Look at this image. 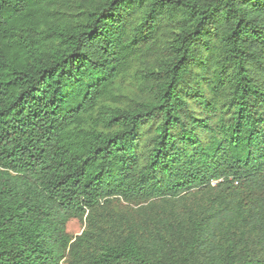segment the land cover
<instances>
[{
  "label": "trees",
  "instance_id": "trees-1",
  "mask_svg": "<svg viewBox=\"0 0 264 264\" xmlns=\"http://www.w3.org/2000/svg\"><path fill=\"white\" fill-rule=\"evenodd\" d=\"M263 55L264 0H0V264H264Z\"/></svg>",
  "mask_w": 264,
  "mask_h": 264
},
{
  "label": "rangeland",
  "instance_id": "rangeland-1",
  "mask_svg": "<svg viewBox=\"0 0 264 264\" xmlns=\"http://www.w3.org/2000/svg\"><path fill=\"white\" fill-rule=\"evenodd\" d=\"M264 61V55H263ZM255 73L259 75V81L264 83V73L260 70V68H255ZM144 88L142 87L140 80L137 77H134L133 72H130L127 76L124 77L123 81L115 88L113 92V96H109L106 99V102L110 104H119L124 105L131 103L133 100H139L144 96ZM217 182H214L213 185H216ZM246 198L256 199L264 196V188H254L250 189V187L244 190ZM217 194V190H213L211 188H206L202 190H193L189 193L183 194L182 196L177 197L176 200H179L183 203H187L188 205L195 206L198 202L205 203L207 199L212 195ZM112 204L116 206L117 209L123 211H132L137 209L138 207L145 205L146 203L137 202V201H125L121 198L114 199ZM181 209V207H180ZM86 227L85 219L78 218H70L66 223V231L71 236H76L80 234ZM174 240H176L174 238ZM175 247L178 248V243L175 242ZM251 251L254 252L258 250V246L256 244H251ZM203 258L201 256H197L194 264H202ZM61 264H65L62 262Z\"/></svg>",
  "mask_w": 264,
  "mask_h": 264
}]
</instances>
